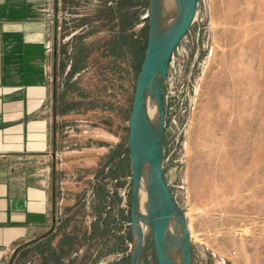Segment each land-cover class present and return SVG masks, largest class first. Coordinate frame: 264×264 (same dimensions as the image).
<instances>
[{
	"label": "rangeland",
	"instance_id": "1",
	"mask_svg": "<svg viewBox=\"0 0 264 264\" xmlns=\"http://www.w3.org/2000/svg\"><path fill=\"white\" fill-rule=\"evenodd\" d=\"M149 3L59 0L71 43L56 67L66 166L55 174V228L57 241L86 235L75 246L82 264H131L129 120ZM164 105V176L187 219L192 264H264V0H201L172 57ZM94 150L105 154L97 166ZM10 264H34V247ZM141 264H157L149 229Z\"/></svg>",
	"mask_w": 264,
	"mask_h": 264
},
{
	"label": "crops",
	"instance_id": "2",
	"mask_svg": "<svg viewBox=\"0 0 264 264\" xmlns=\"http://www.w3.org/2000/svg\"><path fill=\"white\" fill-rule=\"evenodd\" d=\"M61 17L59 0H0V264L33 247L34 264L84 260L86 235L57 241L55 228L56 175L66 166L57 152L56 67L71 43ZM94 151L97 166L105 154Z\"/></svg>",
	"mask_w": 264,
	"mask_h": 264
},
{
	"label": "water",
	"instance_id": "3",
	"mask_svg": "<svg viewBox=\"0 0 264 264\" xmlns=\"http://www.w3.org/2000/svg\"><path fill=\"white\" fill-rule=\"evenodd\" d=\"M173 1L176 6H180L179 13L172 21L166 22V18H162V0H150L147 49L129 120L134 239L131 264H141L146 233L142 230L141 221L146 222L147 229L152 233L157 264H192V241L187 219L164 176V90L172 57L196 23L201 11V0ZM150 92H154V115L150 114L146 105V95ZM145 167L149 186L146 206L142 210L139 196L143 188L142 173ZM172 219L182 236V247L179 249L164 239Z\"/></svg>",
	"mask_w": 264,
	"mask_h": 264
},
{
	"label": "bare ground",
	"instance_id": "4",
	"mask_svg": "<svg viewBox=\"0 0 264 264\" xmlns=\"http://www.w3.org/2000/svg\"><path fill=\"white\" fill-rule=\"evenodd\" d=\"M162 7H163V13H162V18H166V22L167 21H172V19L177 16V14L179 13V7L180 6H176V4L174 3L173 0H162ZM162 19V22H164V20ZM146 105L148 106V108L150 109V114L154 115L155 114V107H154V92H150L146 95ZM142 179H143V188L142 191L140 193L139 196V202H140V209H145L146 206V194L148 192V179H147V171H146V167L142 173ZM141 227L142 230L145 232L147 229L146 226V222L141 221ZM164 239L170 243L171 245H173L176 248H181L182 247V236L180 235L176 224L174 222V220L172 219L170 222V225L164 235Z\"/></svg>",
	"mask_w": 264,
	"mask_h": 264
}]
</instances>
